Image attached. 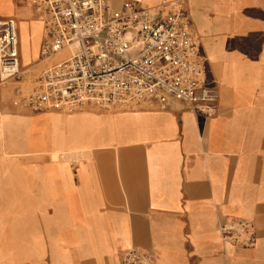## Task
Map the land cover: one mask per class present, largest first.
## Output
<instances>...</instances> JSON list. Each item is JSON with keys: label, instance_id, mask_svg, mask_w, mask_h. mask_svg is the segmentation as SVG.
<instances>
[{"label": "crops", "instance_id": "crops-1", "mask_svg": "<svg viewBox=\"0 0 264 264\" xmlns=\"http://www.w3.org/2000/svg\"><path fill=\"white\" fill-rule=\"evenodd\" d=\"M178 1L213 115L172 98L35 113L0 91V264H121L130 249L148 264H264V0ZM4 17L22 74L42 70L31 5L0 0ZM229 218L249 222L252 244L222 240Z\"/></svg>", "mask_w": 264, "mask_h": 264}, {"label": "built area", "instance_id": "built-area-1", "mask_svg": "<svg viewBox=\"0 0 264 264\" xmlns=\"http://www.w3.org/2000/svg\"><path fill=\"white\" fill-rule=\"evenodd\" d=\"M43 23L36 87L22 100L34 111L72 112L86 106L132 110L176 99L188 109L213 115L215 87L203 81L204 64L178 0L141 6L124 0H26ZM18 35L13 18H0V84L18 77ZM224 242L252 244L248 221L219 225ZM137 250L121 264H148Z\"/></svg>", "mask_w": 264, "mask_h": 264}, {"label": "rangeland", "instance_id": "rangeland-1", "mask_svg": "<svg viewBox=\"0 0 264 264\" xmlns=\"http://www.w3.org/2000/svg\"><path fill=\"white\" fill-rule=\"evenodd\" d=\"M121 0H109L112 5H117ZM22 71V69L20 68ZM30 76H24L22 73L15 78L9 79L4 84L0 85V91H6L5 97L8 99V102L12 105L24 104L21 99L33 88L36 87L35 78L40 74L42 70L39 68L33 69ZM21 98V99H20ZM25 105V104H24ZM35 113L42 112H55V110H41L33 111Z\"/></svg>", "mask_w": 264, "mask_h": 264}, {"label": "bare ground", "instance_id": "bare-ground-1", "mask_svg": "<svg viewBox=\"0 0 264 264\" xmlns=\"http://www.w3.org/2000/svg\"><path fill=\"white\" fill-rule=\"evenodd\" d=\"M20 30V29H19ZM26 33V32H25ZM28 39V38H27ZM25 56H26V54H25ZM22 58V57H21ZM26 63V62H25Z\"/></svg>", "mask_w": 264, "mask_h": 264}]
</instances>
